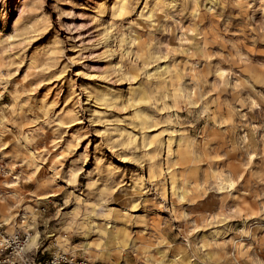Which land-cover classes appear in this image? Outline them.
<instances>
[{"label":"rangeland","instance_id":"374dc122","mask_svg":"<svg viewBox=\"0 0 264 264\" xmlns=\"http://www.w3.org/2000/svg\"><path fill=\"white\" fill-rule=\"evenodd\" d=\"M0 223L38 259L264 264V0H0Z\"/></svg>","mask_w":264,"mask_h":264},{"label":"built area","instance_id":"2783aa9c","mask_svg":"<svg viewBox=\"0 0 264 264\" xmlns=\"http://www.w3.org/2000/svg\"><path fill=\"white\" fill-rule=\"evenodd\" d=\"M27 241V233H8L0 223V264H100L63 251L38 259L26 249Z\"/></svg>","mask_w":264,"mask_h":264},{"label":"bare ground","instance_id":"6f19581e","mask_svg":"<svg viewBox=\"0 0 264 264\" xmlns=\"http://www.w3.org/2000/svg\"><path fill=\"white\" fill-rule=\"evenodd\" d=\"M119 1H121V0H119ZM35 239H36V236H32V237H31V240H30L31 243H34V242H35Z\"/></svg>","mask_w":264,"mask_h":264}]
</instances>
